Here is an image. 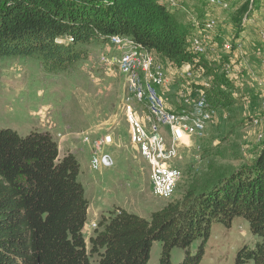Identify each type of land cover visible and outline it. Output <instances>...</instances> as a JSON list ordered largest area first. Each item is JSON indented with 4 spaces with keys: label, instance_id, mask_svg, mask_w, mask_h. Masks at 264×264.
Instances as JSON below:
<instances>
[{
    "label": "trees",
    "instance_id": "trees-1",
    "mask_svg": "<svg viewBox=\"0 0 264 264\" xmlns=\"http://www.w3.org/2000/svg\"><path fill=\"white\" fill-rule=\"evenodd\" d=\"M254 2L246 15L248 1L230 15L232 31H242ZM177 10L158 0H0V58H34L47 72L66 71L87 57L85 45L127 37L174 69L188 65L194 75L202 73L209 87L192 88L205 90L215 112L228 110L236 104L224 71L232 44L225 52L216 31L210 46L219 51L217 60L194 54V30L178 21ZM58 154L47 132L20 137L0 128V264H91L92 256L97 264H148L154 242L161 247L158 264H172L173 249L183 252L178 264H199L211 226L229 228L234 218L248 224L256 242L240 249L233 264H264V146L251 163L198 193L187 190L148 219L121 209L102 214L87 243L88 202L77 182L79 164L69 153ZM195 240L200 244L191 255Z\"/></svg>",
    "mask_w": 264,
    "mask_h": 264
},
{
    "label": "rangeland",
    "instance_id": "rangeland-1",
    "mask_svg": "<svg viewBox=\"0 0 264 264\" xmlns=\"http://www.w3.org/2000/svg\"><path fill=\"white\" fill-rule=\"evenodd\" d=\"M158 1L168 9H178V21L192 26L191 52L196 40L202 52L197 55L207 54V61H216L219 51L216 53L215 47L210 46L216 31L223 36L225 52L232 44L234 53L224 68L232 83L237 80L232 92L236 104L220 113L214 111L204 136L188 143V151L180 149L182 158L173 163L180 175L175 193L168 200L152 194L149 167L131 142L132 130L124 107L126 103L131 106L135 120L148 134L140 122L141 115L145 120L146 111L143 104L125 96V77L115 64L120 51L110 40L85 45L87 57L66 71L47 72L34 58H0V128L10 129L20 137L32 131L47 132L57 144L59 158L68 153L75 158L79 164L77 182L83 187L88 202L83 228L86 243L94 230L91 224L96 226L102 214L121 209L148 219L167 203L181 200L187 190L198 193L220 177L251 163L264 146V0H254V9L249 17L243 18L242 31L238 33L231 30L230 15L248 1L244 8L246 15L251 0H218L216 5L209 3L210 0H175L172 6L166 0ZM235 34L238 36L234 37ZM147 54L151 60L150 71H162L172 81L168 89H156L165 99L166 108L172 107L174 101L180 107L183 99H190V93L199 96L192 87L204 82L209 86L208 78L202 73L200 76L195 73L197 78L193 80L187 78L186 72L191 70L188 65L177 70L160 62L156 55ZM137 72L142 76L144 71ZM143 82L151 84L149 80ZM172 90H175L172 96L165 95ZM162 91H166L165 96ZM178 93L182 100H178ZM159 131L168 147L167 128ZM104 137L110 138V144L102 145L98 154L93 142ZM103 154L110 156L112 165L93 170L92 156ZM255 242L248 224L241 218H234L229 228L213 224L199 264H233L237 252L243 247L252 248ZM199 244V240L191 244V255L196 253ZM160 250V244L154 242L148 264H158ZM182 257L179 249L170 252L172 264H178ZM89 261L97 264L95 256Z\"/></svg>",
    "mask_w": 264,
    "mask_h": 264
},
{
    "label": "bare ground",
    "instance_id": "bare-ground-1",
    "mask_svg": "<svg viewBox=\"0 0 264 264\" xmlns=\"http://www.w3.org/2000/svg\"><path fill=\"white\" fill-rule=\"evenodd\" d=\"M166 2L171 6L175 4V0H166ZM209 3L216 5L217 3H219V1L210 0ZM120 39H126V44H120ZM110 42L114 46L119 48L120 55L118 58H122L123 60H128V66H134V74H128L127 93L136 94L137 99H135L134 96H131V98L137 101L138 103L143 104L144 109L146 111L145 120L149 124V127L152 130V132L156 134V139H157L156 141V140H149L148 138H146V133L144 128L140 125V123H138L135 120L134 115L130 114V112H133V110L131 106L128 103H126L124 107V111L126 112L127 120L132 130L131 142L134 144V146H136L138 152L140 153V156L147 163L149 167V181L151 184L152 194L158 198L168 200L175 193L176 182L178 181L180 175L179 169H177V167H175L173 163L177 159L181 160L182 152H180L179 145L171 146V144L176 142V133L174 131V127H168L165 124L164 118H168L173 121H179L188 124L196 123L197 137L201 138L202 136H204L203 131L205 130V126L208 123H210L212 120V119L204 118L202 113L214 114V110L209 107L208 103H189L186 100H190V99L185 97H184L185 99H183V102L181 101L182 105L177 112L167 109L163 99L159 96L156 89L157 87L167 88V86H161V84L165 83L167 85H170V83L172 82L170 78L167 77L165 73H163L162 71H156V72L150 71L151 60L148 57V54L144 51L139 50L138 48L129 49V47H136V46L127 37L114 36L110 39ZM193 42H195V44H193L191 50L196 54L200 53L201 50H199V46H198L199 44L197 43L196 40ZM133 56L135 58H133ZM136 58H138L137 61ZM115 62H116L115 63L116 67L120 72V74L123 73V69H126V61H119V59H117ZM138 69L142 70V72L144 71L142 76H139L138 72L136 73ZM186 77L188 78L189 75L186 74ZM148 80L151 81V84L144 85L143 81H148ZM199 85L202 86L203 88L209 87L207 84H205V82ZM195 91H197L199 93V96H201V94H204L203 92L205 90L203 91L202 89H199ZM127 101L128 100H126V102ZM159 115L162 118H160ZM161 128H167L168 130L169 142H170L168 147L167 146L165 147L163 136L159 131ZM144 147H147L146 150L144 149ZM161 147H164V154L167 155L166 158H159V152L161 151ZM158 165H163V167L166 168V169H162V176L168 178V186H165V192H161V196H160V184L158 183L157 180L159 179ZM90 166L93 170H98L101 167V165H98L95 156H92V159L90 161ZM94 224L95 223H92L91 227L95 229L96 226Z\"/></svg>",
    "mask_w": 264,
    "mask_h": 264
},
{
    "label": "built area",
    "instance_id": "built-area-1",
    "mask_svg": "<svg viewBox=\"0 0 264 264\" xmlns=\"http://www.w3.org/2000/svg\"><path fill=\"white\" fill-rule=\"evenodd\" d=\"M130 39V38H128ZM204 40H206V38H204ZM120 44H126V39H120ZM135 48H139V47H129V49H135ZM203 49H207V47H203ZM117 58V57H116ZM133 58H135L133 56ZM119 61H126V69H123V73H121V75H123L125 77V84H124V90H125V96H134L135 99H137L136 94H128L127 93V80H128V74H134V66H128V60H123L122 58H118ZM138 60V58H136V61ZM181 70H183V67L180 68ZM177 69V70H180ZM224 71L227 74V70L226 68H224ZM186 74L189 75V77L193 80L194 79V73L192 72V70H187ZM161 86H168L167 84H161ZM179 95V99L178 100H182V96L180 95V93H178ZM189 103H208L206 100V96L205 94H201V96H192V94L190 93V100H186ZM123 102H125V97ZM130 114H133V112H130ZM204 118H208V119H213L214 114H210V113H202ZM160 118H162L159 115ZM165 120V124L168 127H174V131L176 133V142L171 144L172 145H179V149H184L188 151V143H193V141L196 139L198 140L199 138L197 137V124H188V123H182L179 121H173L170 120L168 118H164ZM142 125H144L145 129L148 130V134L146 133V138H148L149 140H156V134H154L152 132V130L150 129L148 123L145 122L144 118L141 115V121ZM109 145L110 144V138L109 137H104L103 139H100L98 141L93 142V147H94V151L96 153L99 154L102 145ZM147 147H144V149L146 150ZM199 152V151H198ZM167 155L164 154V147H161V151L159 152V158H166ZM197 156H193V158H196ZM108 159V164L105 163V159ZM95 159H97V163L98 165H103L104 168L109 167L112 165V160L110 158V156L108 155H102L101 157H97L95 156ZM158 162V161H156ZM159 166V179L158 183L160 184V196H161V192H165V186H168V178H165L164 176H162V169H166L163 167V165H158ZM178 169V168H177Z\"/></svg>",
    "mask_w": 264,
    "mask_h": 264
},
{
    "label": "crops",
    "instance_id": "crops-1",
    "mask_svg": "<svg viewBox=\"0 0 264 264\" xmlns=\"http://www.w3.org/2000/svg\"><path fill=\"white\" fill-rule=\"evenodd\" d=\"M168 75H169V74H168ZM236 81H237V80H236ZM236 81H235V82H236ZM235 82H233V83H235ZM182 87H183V86H182ZM175 89L177 90V89H179V87H178V88H175ZM174 91H175V90H172V91L169 92V93H168V91H167V92H166V91H162V94L164 95L163 92H166L167 94H165V95L172 96V95L174 94ZM165 95H164V96H165ZM163 99H164V98H163ZM164 100H165V99H164ZM173 101H174V100H173ZM166 105H167V104H166ZM180 107H181V106H180ZM180 107H179V105L176 103V101H174V104L172 105V107H168V106H167L168 109H170L171 111H174V112H177V111L179 110ZM175 110H176V111H175Z\"/></svg>",
    "mask_w": 264,
    "mask_h": 264
},
{
    "label": "water",
    "instance_id": "water-1",
    "mask_svg": "<svg viewBox=\"0 0 264 264\" xmlns=\"http://www.w3.org/2000/svg\"><path fill=\"white\" fill-rule=\"evenodd\" d=\"M104 161H105V163H106V164H108V163H109L107 158H106Z\"/></svg>",
    "mask_w": 264,
    "mask_h": 264
}]
</instances>
